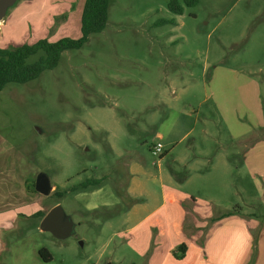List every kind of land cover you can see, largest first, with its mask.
I'll use <instances>...</instances> for the list:
<instances>
[{
	"label": "rangeland",
	"instance_id": "374dc122",
	"mask_svg": "<svg viewBox=\"0 0 264 264\" xmlns=\"http://www.w3.org/2000/svg\"><path fill=\"white\" fill-rule=\"evenodd\" d=\"M167 1L110 0L102 31L62 52L54 68L0 90V205L9 209L18 199L9 194L23 185L29 214L61 208L57 233L42 231L40 218L30 216L5 232L10 246L0 252L3 264L131 261L133 253L117 236L123 213L144 200L126 196L131 166L157 175L158 164L167 171L173 157L195 155L203 147L212 151V143L203 145L205 127L214 147L229 145L214 106L213 70L232 66L264 79V0H199L182 14L170 12ZM23 3L28 12L22 32L0 33V47L80 36L84 0H15L0 21L8 13L13 25L11 11ZM159 19L175 22L156 24ZM44 55L39 50L27 61ZM262 89L264 96V80ZM157 142L162 153L154 156ZM184 165L175 167L182 175ZM231 175L218 170L216 177H232L237 188L219 181L211 192L223 199L235 193L232 207H244L248 179L243 175L247 191L241 192V180ZM40 176L48 181L46 194L32 188ZM86 179L101 183L72 190ZM141 179V189L159 191ZM195 183L188 190L198 193ZM41 249L51 261L40 259Z\"/></svg>",
	"mask_w": 264,
	"mask_h": 264
},
{
	"label": "crops",
	"instance_id": "0c3cea01",
	"mask_svg": "<svg viewBox=\"0 0 264 264\" xmlns=\"http://www.w3.org/2000/svg\"><path fill=\"white\" fill-rule=\"evenodd\" d=\"M25 8L23 3L12 9L11 16L17 18L13 25L6 13L8 16L0 21V33L19 36L27 22ZM213 71L214 106L230 138L229 145L214 147L213 135L205 127L203 145L212 143V151L203 147L195 155L173 157L167 171L158 164L157 175L149 174L140 164L131 166L126 196H141L144 200L123 213V229L117 233L135 258L124 263L117 258L116 264H264V79L232 66L215 65ZM255 132L262 133L253 137ZM183 164L188 168L185 175L175 168ZM218 170L221 176L231 173L238 177L241 192L247 191L243 186L245 175L251 190L244 207L233 205L244 209L210 223L211 218L231 211L235 202V193L223 199L211 192L219 181H224L226 189L232 182L237 188L232 177L217 178ZM142 177L157 185L159 191L141 189ZM194 183L198 193L188 190ZM23 188L22 185L15 196L13 192L9 194L11 198L18 197L14 203L11 201L9 209L0 205V252L10 246L9 240H4L5 232L12 231L20 218L35 213L29 214L28 193ZM180 244H185L187 250L177 260L172 251Z\"/></svg>",
	"mask_w": 264,
	"mask_h": 264
},
{
	"label": "trees",
	"instance_id": "16d2710c",
	"mask_svg": "<svg viewBox=\"0 0 264 264\" xmlns=\"http://www.w3.org/2000/svg\"><path fill=\"white\" fill-rule=\"evenodd\" d=\"M110 0H84L80 14V36L78 38L64 37L56 42H48L40 39L33 44H21L19 46L0 47V90L9 82H27L38 77L45 69L54 68L59 58L65 50L80 48L93 33L100 32L104 29ZM199 0H168L167 8L173 14H182L186 7L195 6ZM174 23V19H159L156 24ZM39 50L44 51L45 55L40 56L33 63L27 60L30 56ZM262 133V132H261ZM260 133V134H261ZM100 179H86L85 181L74 186L72 190H88L98 187ZM35 191V185L32 184ZM61 198L63 194L56 192ZM239 207H233L231 211L225 212L209 220L213 223L222 217L239 213ZM46 213L42 211L35 212L30 217L42 219ZM187 247L185 244L178 245L172 255L175 259L181 260ZM40 259L44 262L51 261V255L47 249L39 251Z\"/></svg>",
	"mask_w": 264,
	"mask_h": 264
},
{
	"label": "water",
	"instance_id": "95a60500",
	"mask_svg": "<svg viewBox=\"0 0 264 264\" xmlns=\"http://www.w3.org/2000/svg\"><path fill=\"white\" fill-rule=\"evenodd\" d=\"M15 0H0V17L5 13L6 8L11 5ZM48 181L44 176H40L35 183V190L41 194L48 193ZM61 212L60 206L52 208L42 218L40 228L43 231L59 232V215Z\"/></svg>",
	"mask_w": 264,
	"mask_h": 264
},
{
	"label": "built area",
	"instance_id": "2783aa9c",
	"mask_svg": "<svg viewBox=\"0 0 264 264\" xmlns=\"http://www.w3.org/2000/svg\"><path fill=\"white\" fill-rule=\"evenodd\" d=\"M161 153H162V144H161V142H157L152 147V154L159 156Z\"/></svg>",
	"mask_w": 264,
	"mask_h": 264
}]
</instances>
